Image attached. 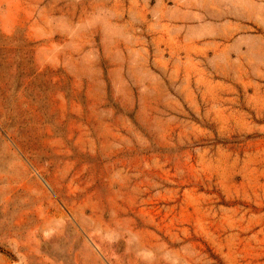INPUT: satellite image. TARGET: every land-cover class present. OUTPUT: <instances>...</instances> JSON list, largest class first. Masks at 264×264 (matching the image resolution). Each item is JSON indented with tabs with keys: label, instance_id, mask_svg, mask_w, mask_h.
Segmentation results:
<instances>
[{
	"label": "rangeland",
	"instance_id": "1",
	"mask_svg": "<svg viewBox=\"0 0 264 264\" xmlns=\"http://www.w3.org/2000/svg\"><path fill=\"white\" fill-rule=\"evenodd\" d=\"M0 264H264V0H0Z\"/></svg>",
	"mask_w": 264,
	"mask_h": 264
}]
</instances>
